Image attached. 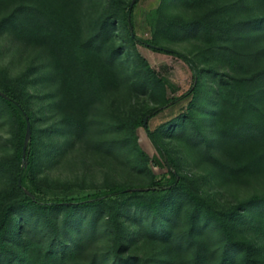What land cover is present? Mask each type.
Returning a JSON list of instances; mask_svg holds the SVG:
<instances>
[{"label": "rangeland", "instance_id": "rangeland-1", "mask_svg": "<svg viewBox=\"0 0 264 264\" xmlns=\"http://www.w3.org/2000/svg\"><path fill=\"white\" fill-rule=\"evenodd\" d=\"M131 2L0 0V91L23 103L34 136L25 186L52 201L102 198L93 208L54 209L25 198L18 179L26 125L0 98V264H180L191 261L200 244L209 262L264 264V207L248 205L264 197L260 150L219 134L233 123L221 121L222 78L245 77L237 67L243 56L257 54L256 68L264 69V0H138L129 25ZM32 3L59 12L83 61L89 38L103 25L113 31L96 55L115 80L93 77L98 98L84 112L83 137L64 121L70 109L50 50L11 27L10 15ZM146 117L182 184L172 192L107 196L116 186L173 180L148 129L137 125ZM192 129L211 155L240 172L209 163L203 149L186 141ZM189 192L218 218L204 208L197 213Z\"/></svg>", "mask_w": 264, "mask_h": 264}, {"label": "trees", "instance_id": "trees-1", "mask_svg": "<svg viewBox=\"0 0 264 264\" xmlns=\"http://www.w3.org/2000/svg\"><path fill=\"white\" fill-rule=\"evenodd\" d=\"M136 5V4H135ZM135 7V6H134ZM133 9L129 8L127 22L129 25L133 21ZM12 20L11 27L17 33L18 36L26 38L28 41L35 43H44L50 50L51 55L57 65L58 71L61 74L64 88V102L67 101L70 112H67L64 118L66 125L72 129L73 133L78 137H83L86 133V124L84 120V112L91 108L96 102L98 95L93 85V77L98 76L103 83H113L115 80V73L109 70V64L102 62L97 56L101 52L104 46L112 35V29L109 26H102L89 40L86 42V48L88 50V58L86 61L81 60L76 53V40L67 33L64 24L60 20V14L52 6H44L41 4H20L19 8L15 10L11 15ZM264 23V22H263ZM251 23L246 27H250ZM248 29V28H247ZM133 36V35H132ZM148 46V44H146ZM157 46V45H155ZM159 47V46H158ZM162 48V47H161ZM164 49V48H162ZM162 49H156L164 51ZM169 51V50H168ZM167 51V52H168ZM172 53V51H169ZM97 54V55H96ZM259 56L255 54V57H242L238 61V69H245V77L240 79L226 80L222 78L223 86L227 87L226 94L222 98L221 102V121L226 122L231 118L233 121L231 127H224L220 131V137L224 139H236L240 142H246L253 148L260 150V161L264 162V69L258 70L257 63ZM246 67V68H245ZM162 82L172 86V84L166 79H162ZM194 88L192 89V92ZM7 98L0 94V98L12 107L20 116L22 124L26 125L27 131V117L30 119L26 107L23 103L14 95L8 92H2ZM191 93V92H190ZM183 96L184 98L189 94ZM66 104V103H65ZM162 108H157L150 112L148 117H153ZM147 118V117H146ZM145 118V119H146ZM145 119H141L137 125L144 126L149 131V136L153 143L158 147L160 155L165 160L169 173L172 176V182L156 181L151 183L145 188H132L126 186H116L108 191L107 196H115L126 194L130 192L143 189L149 192H172L182 184V179L176 172V167L173 161L169 158L165 151H163L148 126L145 125ZM31 122V120H30ZM25 135L21 143L20 160L22 162V168L20 170L22 187L18 186L23 191L25 198L32 203H35L41 207L47 208H77L96 207L98 203L102 201L100 195L88 198L74 199V200H46L37 196L32 190L27 189L23 179V174L32 163L33 153V140L32 139L28 147L27 152V164L23 160V146L25 141ZM186 141L194 146L205 159L218 169L236 174L240 172L241 168L226 164L209 153L208 145L199 132V130L192 129L187 134ZM160 164V162H157ZM24 189L29 191L33 196H29ZM191 200L197 206V213L200 209L204 208L207 216L218 218V215L213 210L206 207L204 200L200 199L197 195L189 192ZM250 206L264 207V197H254L248 202ZM196 208V207H195ZM221 221L220 219H218ZM199 245V243H198ZM180 264H226L225 262H209L208 253L203 252V246L200 244L199 252L194 256L191 261L181 262Z\"/></svg>", "mask_w": 264, "mask_h": 264}, {"label": "water", "instance_id": "water-1", "mask_svg": "<svg viewBox=\"0 0 264 264\" xmlns=\"http://www.w3.org/2000/svg\"><path fill=\"white\" fill-rule=\"evenodd\" d=\"M138 0H132L131 5H130V9H133V7L135 6V4L137 3ZM148 46L154 48V49H162L161 47L155 46V45H150L148 44ZM164 51H168L167 49H162ZM0 94L7 98V96L3 93L0 92ZM145 125H147V118L145 119ZM32 139V126H31V122L30 119L27 117V131H26V136H25V141H24V146H23V160L25 162V164H27V152H28V147L29 144L31 142ZM19 186L22 187V183H21V179H19ZM24 191L29 195V196H33L29 191H27L26 189H24ZM138 191H144L143 189H138Z\"/></svg>", "mask_w": 264, "mask_h": 264}]
</instances>
